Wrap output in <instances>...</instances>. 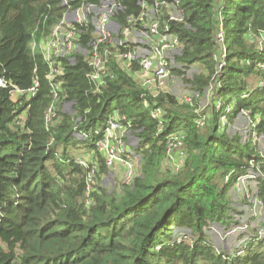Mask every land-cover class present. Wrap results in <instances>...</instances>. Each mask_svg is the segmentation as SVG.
Listing matches in <instances>:
<instances>
[{"label":"trees","instance_id":"1","mask_svg":"<svg viewBox=\"0 0 264 264\" xmlns=\"http://www.w3.org/2000/svg\"><path fill=\"white\" fill-rule=\"evenodd\" d=\"M141 1L117 0L124 7L117 20L137 17ZM143 1L160 7L162 0ZM176 7L179 20L162 7L157 17L159 31L167 27L179 41L171 75L189 84V103L150 94L112 54L98 90L80 56L59 60L63 72L49 80L35 42H46L65 6L0 0L7 82L0 87V264H264L256 228L238 232L230 247L208 233L211 225L238 224L230 195L248 169L264 202V157L252 143L264 136V0H178ZM208 93L206 114L198 108ZM240 114L251 123L245 141L221 122ZM109 120L133 138L138 162L118 190L104 184L108 166L97 150ZM175 136L185 158L173 171L163 164Z\"/></svg>","mask_w":264,"mask_h":264},{"label":"built area","instance_id":"2","mask_svg":"<svg viewBox=\"0 0 264 264\" xmlns=\"http://www.w3.org/2000/svg\"><path fill=\"white\" fill-rule=\"evenodd\" d=\"M60 1L66 10L60 21L52 28L46 42H40L39 45L40 50L44 52V58L49 61V73L47 74L49 80L62 74L63 68L59 60L66 59L68 62H74L76 57L80 56L91 66L90 77L98 90L105 85L104 75L108 70V54H112L116 59V64L134 79L141 75L142 79L138 84L145 90L150 82L163 85L171 76L175 56L180 53V44L173 33L167 32V27L163 33L159 31L160 23L157 13L162 7L169 12L171 20H179V13L176 10L178 0H162L159 3L160 7L157 3L152 6L147 5L142 0L139 2L142 7L139 15L137 17L127 16L124 22H119L116 18L124 10L117 0ZM87 35L91 39L83 43L82 37ZM111 49L114 51L111 52ZM6 84L7 82L0 78V87H5ZM55 90H58V85ZM159 92L160 90L157 93ZM191 94L188 100L181 99L180 101L191 102ZM55 108L51 106L49 109L51 117L55 113ZM161 115L160 109L153 113L154 117ZM111 131L117 132L121 139L116 148L112 144ZM126 133L117 122L109 120L104 138L98 142L97 150L105 157L106 165L108 169L110 168L109 173L114 174L111 167L114 164H120L125 167L126 182H129L133 174L134 159L131 157L133 153L131 145L134 140L126 137ZM180 137L182 136L171 137L168 157L170 151L177 149L180 145ZM79 163L83 164V161L79 160ZM246 173L236 183L241 184L244 179L254 181L251 176L252 170L248 169ZM254 183L256 185L255 181ZM256 190L249 199L253 210L258 206L264 208V202L258 198ZM256 217L257 214L254 215V219ZM256 221L255 225L247 220L242 223L239 218L238 224L222 234L223 236L237 234L246 229L248 225L256 228L260 234H264V217L258 216Z\"/></svg>","mask_w":264,"mask_h":264},{"label":"rangeland","instance_id":"3","mask_svg":"<svg viewBox=\"0 0 264 264\" xmlns=\"http://www.w3.org/2000/svg\"><path fill=\"white\" fill-rule=\"evenodd\" d=\"M35 42V41H34ZM32 42V43H34ZM219 43L221 41H218ZM35 47L37 50L40 49L39 44L35 42ZM194 73L193 69H190L188 72L185 73L184 78H191ZM142 76L139 75L135 78L137 82L141 81ZM259 80V79H258ZM257 78L254 79V82H258ZM147 92H149L152 95H156L157 92L160 90V92H166L169 94L174 95L179 100L186 99L188 100V96L191 94V91L189 90V84H187L185 81H183L180 77L171 75L166 82L163 85H160L158 82H150L149 85L146 88ZM162 90V91H161ZM211 105L210 101V93L207 94L204 98L200 99L199 102V108L198 111H204L206 114L209 112V107ZM203 119L200 120L202 122ZM222 125H226L227 131L230 133V135L238 134L243 138V141L247 140L248 137V131L250 130V120L244 116L243 114L238 115L234 119L232 123H228L225 121V119H222ZM250 132V131H249ZM112 135V144L116 148L118 147V142L120 139L117 132L111 131ZM256 142L258 149L260 151L261 156L264 157V136L260 135L253 136L252 143ZM169 157L164 161L163 167L165 168H171L173 171H176L179 169L181 164L183 163V160L185 158L183 145L180 142V145L177 149H172L169 153ZM133 174L136 173L138 168V162L134 159L133 163ZM110 168L108 169V174L103 176V179L105 180L104 184L109 189H115L118 190V184L119 183H127L126 177H125V167L120 164H114L111 167V170L114 174L109 173ZM132 171V169H130ZM242 177V176H241ZM239 177V178H241ZM131 180V179H130ZM129 180V182H130ZM239 182V181H238ZM238 185V190H237ZM256 190V185L254 181L251 179H244L243 183L238 184L236 183L233 186V190L231 191V202L234 205L235 209L238 211V214L236 215L238 218H240V222L244 223L246 220L251 222L252 224H257V217L263 216L264 217V208L263 207H256V209H252L250 204V198L253 196V192ZM257 214V217L254 219V215ZM224 230L216 225H211L209 229V237L213 244L217 245L218 247L226 246H234L237 242V234L223 236Z\"/></svg>","mask_w":264,"mask_h":264}]
</instances>
